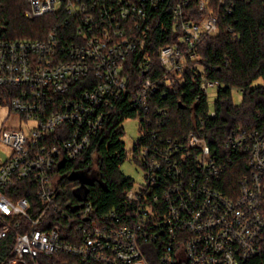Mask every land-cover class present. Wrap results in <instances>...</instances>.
Wrapping results in <instances>:
<instances>
[{"label":"built area","instance_id":"1","mask_svg":"<svg viewBox=\"0 0 264 264\" xmlns=\"http://www.w3.org/2000/svg\"><path fill=\"white\" fill-rule=\"evenodd\" d=\"M28 2V17L51 14L55 20L42 38L0 33V86L10 87L11 110L33 124L29 132L14 127L0 133V142L11 148L7 158L0 157V241L12 230L16 235L11 255L0 264H243L261 253L264 128L233 127L222 149L199 130L178 141L159 135L168 108L151 101L182 81L203 37L219 31L220 9L199 0L203 17L195 19L186 13L191 0L176 1L179 39L158 49L165 71L146 77L133 92L128 60L137 53L138 68H150L144 48L167 0ZM219 87L202 73L198 97ZM127 94L141 136L152 131L155 140L137 152L145 180L126 189L129 205L121 211L98 213L89 199L67 210L57 199V165L84 153ZM208 114L215 117L217 110ZM231 167L241 176L227 193L220 186ZM25 179H33L41 206L5 191ZM51 212L66 222L52 224Z\"/></svg>","mask_w":264,"mask_h":264},{"label":"trees","instance_id":"2","mask_svg":"<svg viewBox=\"0 0 264 264\" xmlns=\"http://www.w3.org/2000/svg\"><path fill=\"white\" fill-rule=\"evenodd\" d=\"M176 1L180 0H167L153 19L144 48V52L152 60L150 68L147 71L138 68L137 53L128 60L133 92L139 90L146 77H156L165 71L158 49L163 44L179 39V32L173 28L172 7ZM209 1L222 14L219 31L203 37L198 46L199 57L188 60L182 81L175 83L174 88L167 91L165 96L155 94L151 101L155 105L168 108L159 135L183 141L190 131L199 130L213 147L222 149L224 140L233 127L244 125L248 128H264V0H222V4L219 3L220 0ZM198 2L199 0H191L186 8V13H190L189 17H203V12L198 10ZM28 4V0H0L1 35L9 39L42 38L46 35L54 23V17L51 14L28 17ZM202 73L220 82L213 103L217 110L215 117L208 114L212 108L209 97H198ZM259 78L263 82L255 85L254 82ZM9 88L0 86V102H8ZM234 88L242 89L243 100L240 104L233 100ZM130 97L127 94L119 100L102 129L77 160L57 165V199L67 210L80 205V201L85 199L93 201L98 213L107 212L111 208L121 211L129 205L125 191L134 184V180L124 174L120 166L127 158L123 121L130 116H136L129 103ZM154 127L156 124L150 128ZM151 132H148L147 137L140 136L136 140L133 149L136 154L141 144L154 140ZM75 173H85L89 179L95 181L80 188V180L70 178ZM240 176L241 172L236 167L229 168L223 175L224 182L220 187L228 193V184L237 185ZM5 191L15 199L29 197L35 207L42 205L33 179L18 181L5 188ZM50 216L53 219L52 224L66 222L55 212H51ZM49 225L51 224L45 227ZM15 236V231L12 230L0 241L1 260L11 255ZM243 264H264V249Z\"/></svg>","mask_w":264,"mask_h":264},{"label":"rangeland","instance_id":"3","mask_svg":"<svg viewBox=\"0 0 264 264\" xmlns=\"http://www.w3.org/2000/svg\"><path fill=\"white\" fill-rule=\"evenodd\" d=\"M31 6L28 4V8ZM263 82L262 78H259L254 82L255 85ZM216 89L212 88L210 91V103L211 107H213V103L216 97ZM233 100L235 103L240 104L243 100V93L239 88L233 89ZM124 125V136L123 140L125 141V147L127 150V158L121 164V171L131 176L134 180V187H139L141 183L145 180V171L143 166L137 160V154L134 152V145L136 140L141 136V126H140V118L138 116H130L123 121ZM33 124L23 118V116L13 110H11L9 104L0 103V133L3 132L4 129L20 127L24 129L26 132H29ZM11 154V148L0 142V157L7 158Z\"/></svg>","mask_w":264,"mask_h":264},{"label":"water","instance_id":"4","mask_svg":"<svg viewBox=\"0 0 264 264\" xmlns=\"http://www.w3.org/2000/svg\"><path fill=\"white\" fill-rule=\"evenodd\" d=\"M70 178H77L80 180L81 185L80 188L85 186L87 183H94L95 179H89L88 176L85 173H75L70 176ZM101 184L102 181L98 180ZM80 198L83 199V197L80 196Z\"/></svg>","mask_w":264,"mask_h":264}]
</instances>
